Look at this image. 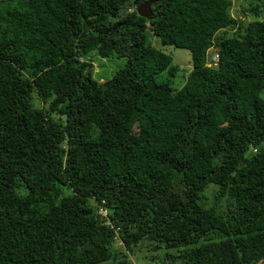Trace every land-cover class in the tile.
Segmentation results:
<instances>
[{"label":"trees","instance_id":"16d2710c","mask_svg":"<svg viewBox=\"0 0 264 264\" xmlns=\"http://www.w3.org/2000/svg\"><path fill=\"white\" fill-rule=\"evenodd\" d=\"M232 6L0 0V264H264V0Z\"/></svg>","mask_w":264,"mask_h":264},{"label":"rangeland","instance_id":"374dc122","mask_svg":"<svg viewBox=\"0 0 264 264\" xmlns=\"http://www.w3.org/2000/svg\"><path fill=\"white\" fill-rule=\"evenodd\" d=\"M232 2V14L240 21L241 25L247 26L252 20H254V17L249 13H243L245 8H249L250 0H232ZM233 33V31H229L227 36H232ZM155 44L166 54L172 56L173 64L180 68L181 72L179 78L176 79L175 87L178 89L182 88L185 84L186 73H189L193 69L192 55L190 51L172 46L162 47L158 39H155ZM210 53L211 55L213 53L212 59H217V55L214 53V50H211ZM124 63L125 60L119 58H99L95 62L96 78L99 79L101 83H104L106 80L111 79L116 72L124 66ZM165 255L166 251H160V259L158 258L156 261L150 259L149 256L151 255H132L129 258V264H181V261L179 260H177V262L166 261Z\"/></svg>","mask_w":264,"mask_h":264},{"label":"water","instance_id":"95a60500","mask_svg":"<svg viewBox=\"0 0 264 264\" xmlns=\"http://www.w3.org/2000/svg\"><path fill=\"white\" fill-rule=\"evenodd\" d=\"M155 1H148L142 5H140L137 8V12L139 14V16L148 19L149 17H151L153 15V10L152 7L154 5Z\"/></svg>","mask_w":264,"mask_h":264},{"label":"built area","instance_id":"2783aa9c","mask_svg":"<svg viewBox=\"0 0 264 264\" xmlns=\"http://www.w3.org/2000/svg\"><path fill=\"white\" fill-rule=\"evenodd\" d=\"M216 60H218V57H217V59H216ZM103 214H105V215H106V214H107V212H106V211H103Z\"/></svg>","mask_w":264,"mask_h":264}]
</instances>
